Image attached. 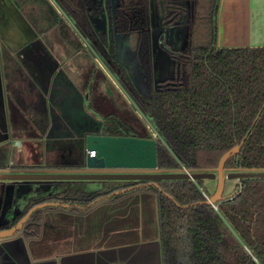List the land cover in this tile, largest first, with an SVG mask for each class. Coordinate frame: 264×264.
<instances>
[{
    "label": "trees",
    "instance_id": "obj_1",
    "mask_svg": "<svg viewBox=\"0 0 264 264\" xmlns=\"http://www.w3.org/2000/svg\"><path fill=\"white\" fill-rule=\"evenodd\" d=\"M55 1L65 14L59 22L61 38L77 49L88 43L104 51V40L96 35L90 20L99 6L97 0ZM119 1V29L140 33L141 65L152 78L149 0ZM189 1L192 20L188 44L177 52V75L172 84L158 88L150 98L136 94L116 58L104 52L113 75L130 91L141 114L150 121L151 135H140L114 116L100 117L98 133L151 139L156 132L159 169L170 175H183V169L198 175L215 171L222 157L251 131L240 153L224 169L226 175L260 176L241 179L232 194L223 195L222 202L215 206L205 204L214 194L204 186V179L126 184L106 181L87 193L74 191L75 185L70 182L64 193L76 194L62 200L52 193L63 182L34 181L47 186L43 191H48L38 192L43 197L31 201L24 214L0 231L16 226L37 205L61 203L88 208L116 192L145 187L155 192L158 199L162 264H264V47L220 49L221 0ZM40 224L41 211H36L24 225V236L37 237Z\"/></svg>",
    "mask_w": 264,
    "mask_h": 264
},
{
    "label": "crops",
    "instance_id": "obj_2",
    "mask_svg": "<svg viewBox=\"0 0 264 264\" xmlns=\"http://www.w3.org/2000/svg\"><path fill=\"white\" fill-rule=\"evenodd\" d=\"M63 15L55 0H0V155L11 159L0 174L81 168L85 136L100 131L101 116L119 118L138 132L125 119L131 112L119 90L132 99L108 64L88 43L77 49L61 38ZM218 44L264 47V0H221ZM56 182L90 191L86 181ZM16 183L0 180V228L43 197L24 195L19 214H13ZM55 191L65 195L59 187ZM102 199L85 209L45 203L58 206L38 210L39 235L0 242V264H162L155 192L130 188Z\"/></svg>",
    "mask_w": 264,
    "mask_h": 264
},
{
    "label": "water",
    "instance_id": "obj_3",
    "mask_svg": "<svg viewBox=\"0 0 264 264\" xmlns=\"http://www.w3.org/2000/svg\"><path fill=\"white\" fill-rule=\"evenodd\" d=\"M103 23L105 28V20ZM159 36L160 35L155 32L152 34L154 56H156L155 54L158 50L157 39ZM163 39H165V43L168 45L170 39L168 33L161 35V41ZM0 98V102H3L2 86H0ZM250 133L251 131L240 145L236 146L232 151L222 157L219 166L215 171L204 174L192 175L189 171L183 169L182 171L185 173L183 175H170L166 174L165 171L160 170L158 167L157 142L153 138L110 137L97 132L86 134L84 163L82 164L81 168L77 170H43L39 175H37L38 172L37 174H32V172V175H9L7 172H5V174H0V180H15L18 182L24 180H75L91 182L96 180L106 182L112 180L142 181L187 178L195 181L196 179H204L218 182L216 193L212 198L205 202V204L215 206L220 204L223 200L225 179L241 180L246 177L260 176L257 174L226 175L224 169L226 163L231 158L240 153ZM93 152L96 153V156L91 155ZM102 201L103 199L97 200L91 206H94ZM47 206H58V204H42L34 207L22 220L19 221L16 226L6 231H0V242H4L17 237L18 235H22L24 232V225L29 220L30 216L34 212L44 209Z\"/></svg>",
    "mask_w": 264,
    "mask_h": 264
},
{
    "label": "flooded vegetation",
    "instance_id": "obj_4",
    "mask_svg": "<svg viewBox=\"0 0 264 264\" xmlns=\"http://www.w3.org/2000/svg\"><path fill=\"white\" fill-rule=\"evenodd\" d=\"M97 2L99 3V6L97 10L93 13V15H90V20L96 35L104 40L103 41L104 51H100L93 44H91V47L94 48V50L96 51L97 55L101 58V60H104V62H106L109 65L110 60L106 59V55L104 54V52L108 54L107 55L108 57L112 56V58H116L118 65L121 66L129 76L132 86L134 88L133 90L141 98H150L152 96V93L155 92V90H157L158 88H162L164 86H168L172 84V81L175 78L169 80L168 82H166V84H162V82H165L168 79H166L165 81L157 80L158 77L155 74V65H153L152 78L148 77L147 75L148 72L144 69V65L143 66L141 65L142 63L140 58L141 54L138 47L140 33L139 32L124 33V31H121L119 29L117 18H118V11H119L118 7L120 5V1L97 0ZM155 15L158 16V21L155 24V27H153V23H154L153 19H155ZM186 15L188 21L187 25L190 29V22L192 20V5L189 0H183V1L182 0H149L150 26L148 28V31L151 32L152 34L155 32L160 35L157 39L158 51H161V49H163L166 53H168L171 56V58L175 61V63L179 59V54L177 53V51H174V49H172L173 48L171 45L172 39L169 40L170 42L167 45L165 43V39L161 41V35H164V33H168L166 32L169 31L168 29H171V27L178 25L177 24L178 21L182 23ZM104 20L106 22L105 28L103 26ZM132 35H135L133 47L135 48L136 51V58L131 59L132 60V61L130 60L131 63L126 62V60L124 59L123 61H125V65L123 66L121 65V56H120V48L122 45L121 38L126 37V39H128ZM153 48L154 47H153V39H152V55L154 56ZM133 62H135V66L133 65L127 67L129 66V64H132ZM133 68H135L134 71ZM176 75H177V68L175 70V77ZM117 82L124 89V91L128 93L127 95L131 97L132 95L130 91L126 89L119 80H117ZM141 85L142 86L144 85V88L147 89L146 91H148L149 88L150 96L146 97L145 95H143V91L140 87ZM146 91L144 90L145 93H147Z\"/></svg>",
    "mask_w": 264,
    "mask_h": 264
},
{
    "label": "rangeland",
    "instance_id": "obj_5",
    "mask_svg": "<svg viewBox=\"0 0 264 264\" xmlns=\"http://www.w3.org/2000/svg\"><path fill=\"white\" fill-rule=\"evenodd\" d=\"M219 13H220V11H219ZM157 21H158V16L155 15V19H153V22H154L153 27H155V24L157 23ZM187 23H188V21H187V15H186L184 17V20L182 21V23L180 21H178L177 22L178 25H175V26L171 27V29H168L169 31H166V32H168V35L171 36V38H170V39H172L171 45H172V47H173L172 49H174V51L181 52V51L185 50V48L188 44L189 27H188ZM218 24H219V17H218ZM220 24H221V20H220ZM134 39H135V35H132L128 39H126V37L121 38V44L122 45L120 48V56H121V65H123V66L125 65V61H123L124 59L126 60V62L131 63L130 60L136 58V51H135V48L133 47L134 46ZM218 46H219V44H218ZM161 51L157 50V52L155 54L156 56H154L155 74L158 77L157 80L165 81L166 79H168L166 81V82H168L169 80H172L175 78L176 63L168 53H166L163 49H161ZM102 61H104V60H102ZM133 65L135 66V62H133L132 64H129V66H127V67H130ZM108 68L112 71V68H110L109 65H108ZM134 69L135 68H133V71H134ZM114 78H116V77L114 76ZM166 82H163L162 84H164ZM140 87L143 91V95H145L146 97L150 96L149 88H148V91H146L147 89L144 88V85L143 86L141 85ZM144 90L147 93H145ZM122 93L123 92L119 90V94L123 97L124 102H126V103H124V107L127 108L126 109L127 111L131 112V114L129 116H126L125 119L127 121L130 120V122H132V124L136 127L138 132H142L145 134L147 133V134L151 135L150 121L141 114L139 107L133 101L132 97L129 96L130 99H132V104L134 107L132 106V104L126 99V97ZM126 94H128V93H126ZM101 117H104V116H101ZM9 159H10V157H8V153L1 154L0 155V167H3L1 165L4 162H6V163L9 162L8 161ZM7 171H8L7 174H9V175H18V174L23 175L22 173H18L17 170H15V171L7 170ZM0 172H2V171H0ZM34 173L37 174V172H33L32 174H34ZM40 173L41 172H38L37 175H39ZM24 181H27V182L23 183V184L19 183L16 186L15 199L18 198V200L16 202V205L12 208L13 214H19L20 209H21V203L19 202V200L21 201L22 199H24V197H25L24 195L29 196L31 192H37L38 193V192H47L48 191V190L43 191V190L48 188L47 186L35 184L34 181H36V180H24ZM66 181L69 182L71 180H66ZM112 181H113V183H117V182H121L124 184L130 183V182L133 183L132 180H130V181L129 180H112ZM136 181H139V180H136ZM42 182H46V181H42ZM68 182H66V183H68ZM107 182L111 183V181H107ZM239 183H240V180L225 179L224 195L228 196L229 194H232V192L236 189V187ZM100 184L102 186L103 183L101 181L94 180V181L87 183L86 186L88 187V190H94V189L100 188ZM65 185L66 184L61 185L59 188H61L62 190L66 189L67 187ZM204 186L213 195L216 193L218 182L205 180ZM53 194H55V193H52V195ZM67 194L68 195L65 194V195L60 196V197L58 196V198L62 199L64 197L65 198L68 196L70 197V194L73 195V193H70V191ZM34 201H35V199H34ZM4 213H5L4 215H8V214H6V212H4ZM1 220H3L4 223L8 222V220L7 219L4 220V218Z\"/></svg>",
    "mask_w": 264,
    "mask_h": 264
},
{
    "label": "built area",
    "instance_id": "obj_6",
    "mask_svg": "<svg viewBox=\"0 0 264 264\" xmlns=\"http://www.w3.org/2000/svg\"><path fill=\"white\" fill-rule=\"evenodd\" d=\"M158 137H159L158 134H157L156 132H154L152 138L156 140ZM91 155H92V156H96V153L93 152ZM208 199H209V198H208Z\"/></svg>",
    "mask_w": 264,
    "mask_h": 264
}]
</instances>
